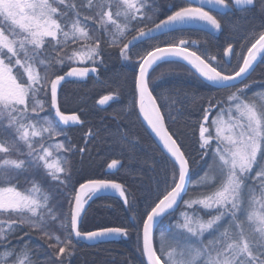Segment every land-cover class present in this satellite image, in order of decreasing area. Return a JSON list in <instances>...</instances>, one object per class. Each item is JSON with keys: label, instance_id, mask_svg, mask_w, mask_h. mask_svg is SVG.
Returning <instances> with one entry per match:
<instances>
[{"label": "snow or ice", "instance_id": "6c2138e0", "mask_svg": "<svg viewBox=\"0 0 264 264\" xmlns=\"http://www.w3.org/2000/svg\"><path fill=\"white\" fill-rule=\"evenodd\" d=\"M245 6L256 9L261 23L236 47L213 50L207 41L173 35L194 27L231 34L234 10L246 18L251 9ZM159 14L156 0H0V264H71L74 240L99 244L133 235L138 264H264V89L250 93L255 81H249L264 63V0H176L165 19ZM112 50L133 69L128 111L138 108L162 145L161 167L143 203L116 180L73 182L72 157L82 163L102 133L117 137L121 147L132 143L119 121L114 129L88 128L84 147L64 131L85 124L61 110L64 84L90 74L108 83L99 69ZM164 63H186L209 91L161 88L163 74L151 73ZM113 82L117 90L101 96L100 106L119 100L125 84ZM212 89L235 91L219 100ZM185 100L204 102L196 118L200 161L181 130H170ZM201 161L204 171L193 181ZM121 166L119 159L107 164ZM190 189L203 194L185 199ZM105 195L121 200L129 214L125 226L83 231L92 203ZM174 214L175 222L158 233ZM34 234L48 250L44 260L40 246L31 245Z\"/></svg>", "mask_w": 264, "mask_h": 264}, {"label": "trees", "instance_id": "16d2710c", "mask_svg": "<svg viewBox=\"0 0 264 264\" xmlns=\"http://www.w3.org/2000/svg\"><path fill=\"white\" fill-rule=\"evenodd\" d=\"M175 2L176 0H157V4L160 3L165 8L162 16L159 18L164 17L168 6ZM245 8L251 9L247 13L246 18L242 15L239 8L234 10L233 18L238 23L231 34L228 29L214 35H209L208 32L201 28H192L186 30L184 33H173V35L177 36V38L198 40L202 44L204 41H207L213 50L221 44L226 46V41H231L235 44L234 47H236L244 42V34L247 29L261 23V17L255 8L251 6H245ZM158 39L164 40L165 37L161 36ZM252 42L254 41H250L245 45L244 53L247 47L251 46ZM193 50L197 49L193 48ZM237 50L239 49L237 48ZM135 59L133 57V60ZM104 60L106 67L99 69V76L101 80H106L108 83H98L96 76L91 74L83 81H72L64 84L66 102L62 103L61 110L69 114H79L81 119L85 121L83 126L66 127L64 131L68 133L73 143L78 147H84L83 137L88 128H92L95 131V129L103 128L106 125L114 129L117 121H119L120 126L126 129L129 140L132 143L121 147L117 143V137L105 138L102 133L97 141L88 144L90 155H85L82 163L79 162L80 158L78 156L72 157L76 165L73 173V182L78 181L82 183L85 179L104 178L116 180L125 184L126 188L135 194L137 201L143 203L145 194L154 186L159 173L162 163L161 149L150 136L140 118H138L137 109L131 112L128 111L132 109L133 69L130 66V62L122 60L117 50H112L110 55H105ZM162 74L164 78L159 83L161 88L177 87L201 93L209 91L201 85L193 72L183 63L160 64L151 73V76L157 77ZM114 80H119L120 83L125 84V88L121 89L119 100L110 101L108 105L100 106L97 102L101 96L117 90V85L113 82ZM249 81H255L252 84L250 93L264 89V63L257 65L249 76ZM237 86L240 87L241 85ZM211 91L216 95L217 99L223 100L229 92L235 91V89L220 90L219 92L212 89ZM203 104V100H198L195 103L185 100V111L178 116L176 123L170 127V130H181L188 151L197 161H200V150L197 143L198 130L196 118ZM188 113L192 114L191 121H187L186 119ZM114 116L116 119H113ZM59 139L63 140L64 138L60 137ZM112 159L121 160L122 166L118 171L115 170L113 173H110L108 172L107 164ZM152 162L156 163V172L152 171ZM200 164L201 166L197 167L192 173L193 181L204 171L203 162L201 161ZM45 186L53 187V185L48 184ZM202 194L203 192L199 189H190L189 196L185 197V199L189 197L195 198ZM102 204L112 205V207H101ZM128 215L120 199L114 195H105L92 203L82 230L90 231L98 227L125 226ZM176 215L174 214L172 217L165 218L158 226V233L165 232L169 225L175 222ZM24 239L27 240L28 237ZM208 239L209 237L206 234L205 240L207 241ZM73 242L76 246V253L71 258V264H138L141 259L135 250V235L128 239L119 238L99 244H88L77 240ZM12 243L16 244L17 241L13 240ZM31 245L40 246L38 259L44 260L48 250L44 246L43 241L39 239L38 234L33 235Z\"/></svg>", "mask_w": 264, "mask_h": 264}, {"label": "water", "instance_id": "95a60500", "mask_svg": "<svg viewBox=\"0 0 264 264\" xmlns=\"http://www.w3.org/2000/svg\"><path fill=\"white\" fill-rule=\"evenodd\" d=\"M209 7H210V6H209ZM165 18H166V17H165ZM165 18H164V19H165ZM160 46H164V45H160ZM184 64H186V63H184ZM257 65H258V63L255 65L254 69L256 68ZM253 71H254V70H253ZM253 71H252V72H253ZM252 72H251V73H252ZM137 112H138V108H137ZM139 118H140L141 122L143 123V125L145 126V128L148 130L150 136L153 138V140L157 143V145H158L159 148L161 149V148H162V145L160 144L158 138L155 136L154 133H152L151 129L149 128V126L147 125V123L143 120L142 116L139 117ZM109 171H111V170H109ZM117 239H118V238H117ZM115 240H116V239H115ZM82 242H86V243H88V244H94V243H92V242H88V241H82Z\"/></svg>", "mask_w": 264, "mask_h": 264}, {"label": "rangeland", "instance_id": "374dc122", "mask_svg": "<svg viewBox=\"0 0 264 264\" xmlns=\"http://www.w3.org/2000/svg\"><path fill=\"white\" fill-rule=\"evenodd\" d=\"M156 7L159 9V16L157 17V19L159 20L160 18V16H162V14H163V12H164V10H165V8L164 7H162V4H157V0H156ZM150 15H155V14H153V13H150ZM61 199H62V197H61ZM58 234H61V236H63V233H62V231L61 232H59Z\"/></svg>", "mask_w": 264, "mask_h": 264}, {"label": "flooded vegetation", "instance_id": "af4514ba", "mask_svg": "<svg viewBox=\"0 0 264 264\" xmlns=\"http://www.w3.org/2000/svg\"><path fill=\"white\" fill-rule=\"evenodd\" d=\"M206 8H207L208 10H211V11H213V14H216L215 10H214V9H212L211 7H209V6H206ZM194 28H199V27H194ZM227 43H232V42H231V41H226V42H225V44H227ZM232 44L235 46V44H234V43H232ZM244 54H246V52H245Z\"/></svg>", "mask_w": 264, "mask_h": 264}, {"label": "bare ground", "instance_id": "6f19581e", "mask_svg": "<svg viewBox=\"0 0 264 264\" xmlns=\"http://www.w3.org/2000/svg\"><path fill=\"white\" fill-rule=\"evenodd\" d=\"M245 55H246V54H245ZM254 70H255V69H254ZM252 73H253V72H252ZM252 73H251V74H252ZM251 74H250V75H251Z\"/></svg>", "mask_w": 264, "mask_h": 264}]
</instances>
